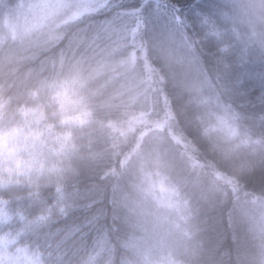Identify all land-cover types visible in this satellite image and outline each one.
I'll return each instance as SVG.
<instances>
[{"label": "trees", "instance_id": "16d2710c", "mask_svg": "<svg viewBox=\"0 0 264 264\" xmlns=\"http://www.w3.org/2000/svg\"><path fill=\"white\" fill-rule=\"evenodd\" d=\"M34 2L0 0V18L11 29L0 44V112L43 107L48 86L75 66L86 70L92 113L77 136L85 157L77 189L83 207L71 222L52 226L50 242L57 230L70 235L95 214L100 223L83 233L89 264H124V248L135 242L112 219L120 212L113 201L153 205L151 187L163 180L174 195L163 210L160 264H237L246 245L235 210L264 200V145L243 147L230 137L238 128L241 136L264 139V67L221 57L214 40L202 38L197 14L217 0H108L77 22L13 41ZM141 4L134 25L154 39L129 37L123 47L125 28L113 13ZM12 196L9 252L34 247L32 217L56 194L47 188Z\"/></svg>", "mask_w": 264, "mask_h": 264}, {"label": "clouds", "instance_id": "9594fccd", "mask_svg": "<svg viewBox=\"0 0 264 264\" xmlns=\"http://www.w3.org/2000/svg\"><path fill=\"white\" fill-rule=\"evenodd\" d=\"M142 8L143 4L126 14L113 13L125 28L119 36L121 46L127 47L129 37L132 42L152 43L154 38L140 30L139 25H134L136 13ZM96 10L94 0H37L27 5L25 13L26 20L35 18L37 23L33 27L20 25L11 39L23 40L34 30L60 29ZM197 15L202 38L214 40L221 57L231 55L237 61L258 62L264 67V0H217L214 8ZM0 28L5 29L0 34L2 44L9 39L11 29L8 21L2 18ZM85 72L69 66L48 86L47 103L43 107L21 105L11 114L0 112V209H3L0 264H89L91 248L85 242L84 229L89 224L100 223L101 217L93 214L92 219L86 220L70 235L57 230L55 245L49 240L53 225L71 222L70 217L83 207L79 203L77 189L85 157L77 144V136L91 123L92 115ZM230 139L243 147L264 145V139L241 136L238 128ZM47 188L53 189L56 197L51 203L45 202L32 217L34 247L25 245L9 252L10 226L14 219L8 213L14 199L12 193L22 190L31 194ZM69 188L73 191L69 192ZM151 195L153 205L113 201L120 212L112 219L135 242L133 247L124 248V264H160L158 252L166 231L163 210L169 207L174 191L161 180L152 185ZM235 211L238 214L239 239L246 245V251L238 256L237 264H264V200L259 204L250 202ZM113 227L115 229V225Z\"/></svg>", "mask_w": 264, "mask_h": 264}, {"label": "rangeland", "instance_id": "374dc122", "mask_svg": "<svg viewBox=\"0 0 264 264\" xmlns=\"http://www.w3.org/2000/svg\"><path fill=\"white\" fill-rule=\"evenodd\" d=\"M108 0H94L95 4L97 5V10L101 9L102 6H104L107 3ZM96 10V11H97ZM87 14V13H86ZM17 23V22H16ZM37 23V21L35 20V18H25L24 21H21L20 23H18V26L20 25H24L27 24L28 27H33L35 24ZM35 31V30H34Z\"/></svg>", "mask_w": 264, "mask_h": 264}]
</instances>
